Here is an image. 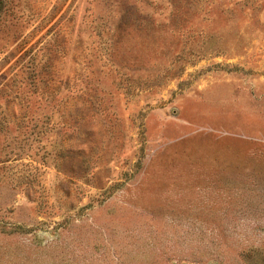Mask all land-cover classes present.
<instances>
[{"label":"rangeland","instance_id":"374dc122","mask_svg":"<svg viewBox=\"0 0 264 264\" xmlns=\"http://www.w3.org/2000/svg\"><path fill=\"white\" fill-rule=\"evenodd\" d=\"M0 264H264V0H0Z\"/></svg>","mask_w":264,"mask_h":264},{"label":"trees","instance_id":"16d2710c","mask_svg":"<svg viewBox=\"0 0 264 264\" xmlns=\"http://www.w3.org/2000/svg\"><path fill=\"white\" fill-rule=\"evenodd\" d=\"M249 250H253V251L257 250V252H259V250H261V249H259V248H256V249H255V248H252V247H251V248H249Z\"/></svg>","mask_w":264,"mask_h":264}]
</instances>
